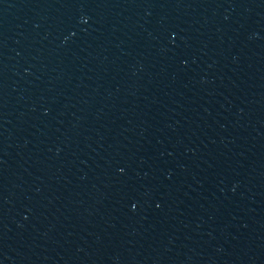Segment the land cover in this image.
I'll return each instance as SVG.
<instances>
[{
	"label": "water",
	"instance_id": "95a60500",
	"mask_svg": "<svg viewBox=\"0 0 264 264\" xmlns=\"http://www.w3.org/2000/svg\"><path fill=\"white\" fill-rule=\"evenodd\" d=\"M0 264H264V0H0Z\"/></svg>",
	"mask_w": 264,
	"mask_h": 264
}]
</instances>
